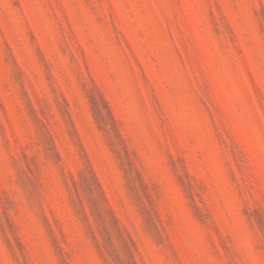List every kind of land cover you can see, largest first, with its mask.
<instances>
[{"label":"rangeland","instance_id":"rangeland-1","mask_svg":"<svg viewBox=\"0 0 264 264\" xmlns=\"http://www.w3.org/2000/svg\"><path fill=\"white\" fill-rule=\"evenodd\" d=\"M0 264H264V0H0Z\"/></svg>","mask_w":264,"mask_h":264}]
</instances>
